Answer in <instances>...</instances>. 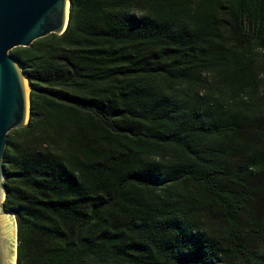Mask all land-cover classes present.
<instances>
[{
	"label": "trees",
	"instance_id": "1",
	"mask_svg": "<svg viewBox=\"0 0 264 264\" xmlns=\"http://www.w3.org/2000/svg\"><path fill=\"white\" fill-rule=\"evenodd\" d=\"M11 54L17 264H264V0H71Z\"/></svg>",
	"mask_w": 264,
	"mask_h": 264
},
{
	"label": "water",
	"instance_id": "2",
	"mask_svg": "<svg viewBox=\"0 0 264 264\" xmlns=\"http://www.w3.org/2000/svg\"><path fill=\"white\" fill-rule=\"evenodd\" d=\"M70 10L71 0H0V264H17L19 244L17 218L4 208L5 148L9 132L25 127L31 115L28 76L11 50L63 34Z\"/></svg>",
	"mask_w": 264,
	"mask_h": 264
},
{
	"label": "rangeland",
	"instance_id": "3",
	"mask_svg": "<svg viewBox=\"0 0 264 264\" xmlns=\"http://www.w3.org/2000/svg\"><path fill=\"white\" fill-rule=\"evenodd\" d=\"M247 28H250L249 23L247 22ZM263 92H264V86H263Z\"/></svg>",
	"mask_w": 264,
	"mask_h": 264
}]
</instances>
